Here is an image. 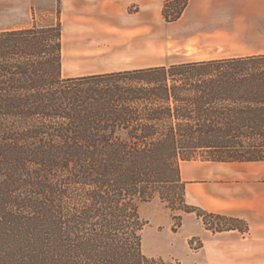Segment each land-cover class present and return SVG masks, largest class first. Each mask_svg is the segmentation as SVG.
Listing matches in <instances>:
<instances>
[{
	"label": "trees",
	"instance_id": "1",
	"mask_svg": "<svg viewBox=\"0 0 264 264\" xmlns=\"http://www.w3.org/2000/svg\"><path fill=\"white\" fill-rule=\"evenodd\" d=\"M61 50L60 10L0 30V264H183L142 250L154 198L173 231L184 213L247 231L188 204L179 168L264 160V53L63 77Z\"/></svg>",
	"mask_w": 264,
	"mask_h": 264
},
{
	"label": "crops",
	"instance_id": "2",
	"mask_svg": "<svg viewBox=\"0 0 264 264\" xmlns=\"http://www.w3.org/2000/svg\"><path fill=\"white\" fill-rule=\"evenodd\" d=\"M62 22V64L66 76H80L198 61L219 57L264 53V49L228 56L203 58L184 56L159 61L143 48L134 47L113 58L99 55V45L146 44V38L177 39L185 53L200 46H220L234 38H260L264 35V0H188L180 17L166 22L162 16L165 0H59ZM19 27H5L6 30ZM162 28L168 31L162 32ZM251 29V36L240 29ZM155 29V32L151 30ZM161 29V30H160ZM194 32V34H191ZM237 36V37H235ZM182 39V40H181ZM157 40V41H156ZM177 41V40H176ZM171 43L178 44V41ZM211 43H214L211 45ZM208 44V45H207ZM117 52V51H116ZM129 52L131 53L130 55ZM214 52H216L214 50ZM87 56L85 64L72 67ZM79 56V57H78ZM180 178L185 182V201L208 212L237 217L247 223V231L230 229L212 232L194 213L183 215L192 235L202 239L207 264H264V160L180 162ZM209 250V251H208Z\"/></svg>",
	"mask_w": 264,
	"mask_h": 264
},
{
	"label": "rangeland",
	"instance_id": "3",
	"mask_svg": "<svg viewBox=\"0 0 264 264\" xmlns=\"http://www.w3.org/2000/svg\"><path fill=\"white\" fill-rule=\"evenodd\" d=\"M58 10H60L58 0H0V28L25 27L33 22L38 24L55 23ZM151 31L155 32L156 30L152 29ZM165 31H168L167 28H162V32L165 33ZM173 31L177 39H167L166 41L169 42L157 39L161 41L157 43L154 36H149L146 38V44L99 45L97 50L99 55L113 58L115 55H124L128 49L133 53L136 51H133L134 47L143 48L149 56L157 57L159 61H170L184 56L189 58H203L210 55L228 56L242 54L255 48L264 49V35H262L260 38L248 37L244 39L239 37L228 39V42L220 46L197 45L198 49L185 53L183 47L179 44V35H188V31L185 29L181 31L175 29ZM192 31L191 34L193 35L194 32ZM240 31L245 34L249 32L247 35L251 36L250 32L253 30L244 28ZM176 40L178 44L171 43ZM130 52L127 55H130ZM87 61H89L87 56L85 58L81 57L74 61L72 67L80 66ZM61 73L63 77H72L66 76V71L64 73L61 71ZM139 210L141 217L147 221L142 230V250L146 255L162 257L165 260L177 259L183 264H207L205 258L208 253L201 249L203 245L201 237L192 235L193 231L189 229L188 223L183 224V215L186 213L182 215L181 227L177 231H173L171 211L165 202L154 198L149 202L141 203ZM189 242H191V245ZM200 243H202L201 247L196 249Z\"/></svg>",
	"mask_w": 264,
	"mask_h": 264
}]
</instances>
